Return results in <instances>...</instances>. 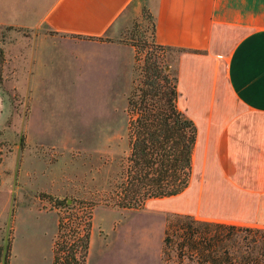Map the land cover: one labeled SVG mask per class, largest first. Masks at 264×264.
<instances>
[{
  "label": "rangeland",
  "instance_id": "374dc122",
  "mask_svg": "<svg viewBox=\"0 0 264 264\" xmlns=\"http://www.w3.org/2000/svg\"><path fill=\"white\" fill-rule=\"evenodd\" d=\"M152 1L133 4L96 38L89 65L80 57L38 68L34 82L43 36L54 32L0 24V264L6 232L4 264H61L67 243L86 232L83 264H194L162 250L175 196L138 208L112 196L129 151L128 96L142 83L145 56L161 51L145 41ZM177 53L160 56L174 68Z\"/></svg>",
  "mask_w": 264,
  "mask_h": 264
},
{
  "label": "crops",
  "instance_id": "0c3cea01",
  "mask_svg": "<svg viewBox=\"0 0 264 264\" xmlns=\"http://www.w3.org/2000/svg\"><path fill=\"white\" fill-rule=\"evenodd\" d=\"M139 3L0 0V24L43 23L54 32L43 36L34 82L38 68L73 66L80 57L89 65L96 38ZM151 6L154 40L182 48L178 105L198 130L190 182L174 195L178 212L264 226V0H153Z\"/></svg>",
  "mask_w": 264,
  "mask_h": 264
},
{
  "label": "trees",
  "instance_id": "16d2710c",
  "mask_svg": "<svg viewBox=\"0 0 264 264\" xmlns=\"http://www.w3.org/2000/svg\"><path fill=\"white\" fill-rule=\"evenodd\" d=\"M148 37L154 48L140 71L142 83L128 96L129 151L113 186L114 202L141 207L147 198L174 196L189 184L197 138L196 122L178 105L177 68L161 59L168 45L154 40V18ZM182 48H178L180 50ZM158 53H156L155 52ZM3 50L0 47V81ZM63 264H75L74 247H88V234L67 243ZM174 249L179 260L194 264H261L264 226L201 219L191 213L171 212L166 219L163 253ZM7 261V260H6Z\"/></svg>",
  "mask_w": 264,
  "mask_h": 264
},
{
  "label": "built area",
  "instance_id": "2783aa9c",
  "mask_svg": "<svg viewBox=\"0 0 264 264\" xmlns=\"http://www.w3.org/2000/svg\"><path fill=\"white\" fill-rule=\"evenodd\" d=\"M74 255H75V264H83L84 261H86V258H87V249L85 250V253L83 254L82 252V246L81 245H78V246H75L74 247ZM62 255H59V262L61 264H63L62 262L65 260V255H66V252L65 250H62Z\"/></svg>",
  "mask_w": 264,
  "mask_h": 264
},
{
  "label": "water",
  "instance_id": "95a60500",
  "mask_svg": "<svg viewBox=\"0 0 264 264\" xmlns=\"http://www.w3.org/2000/svg\"><path fill=\"white\" fill-rule=\"evenodd\" d=\"M6 239H7V232H6V238H5V243H4V250H3V253H2V264L5 263V258H6V247H7V242H6Z\"/></svg>",
  "mask_w": 264,
  "mask_h": 264
}]
</instances>
